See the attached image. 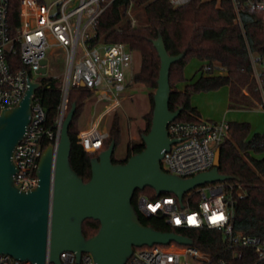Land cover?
Returning a JSON list of instances; mask_svg holds the SVG:
<instances>
[{
    "label": "trees",
    "instance_id": "16d2710c",
    "mask_svg": "<svg viewBox=\"0 0 264 264\" xmlns=\"http://www.w3.org/2000/svg\"><path fill=\"white\" fill-rule=\"evenodd\" d=\"M42 1V0H38ZM237 9L232 0H191L181 7H174L170 0H104L103 11L96 21V37L89 41L91 46L99 43L113 44L124 41L139 54V75L149 91L151 112L144 116L147 134L152 126L154 94L158 88L161 60L153 42L160 36L169 55L186 53L185 57L172 65L170 70L171 96L169 108L172 112L182 109L177 122L199 123L204 121L198 108L193 106V96L201 93L229 89V110H255L262 108L264 94V8L253 9L248 0H237ZM21 0H9L8 18L12 31L20 24ZM137 9L143 10L141 17L130 15ZM144 16V17H143ZM143 17V18H142ZM135 22V23H134ZM201 67L197 79L189 81L185 71L192 61ZM12 61L20 67L19 57ZM259 71V80L255 77ZM41 87L35 98L46 111V125L54 130L63 97V80L48 77L40 81ZM93 93L86 87L73 89L68 98L67 112L73 105L76 113L69 127L72 142L70 163L73 170L89 182L92 176L91 161L99 153L86 152L79 144L77 121ZM229 132L220 145L219 172L232 177L224 183L226 200L230 209V224L234 231L249 236L264 238V134L252 133L248 122H228ZM123 131L118 114L114 115L109 129V139L103 150L112 142L115 151L122 142ZM52 142L42 143L44 151ZM145 143L127 144V156L115 164L126 163L133 155L141 153ZM115 154V152H114ZM150 200L159 197L147 188L136 191L132 205L145 227L158 232L176 233L194 241L193 246L212 260H227L230 264H264L258 262L250 249H240V259L233 260L227 250L224 235L209 229H177L159 216H145L138 210V199ZM174 196L163 193L160 197ZM202 196L194 190L185 196L184 206L197 209ZM100 229L98 221L89 219L83 223V235L90 239Z\"/></svg>",
    "mask_w": 264,
    "mask_h": 264
},
{
    "label": "built area",
    "instance_id": "2783aa9c",
    "mask_svg": "<svg viewBox=\"0 0 264 264\" xmlns=\"http://www.w3.org/2000/svg\"><path fill=\"white\" fill-rule=\"evenodd\" d=\"M104 0H21L20 24L12 31L8 18L9 0H0V116L3 110L16 107L29 88V80L40 74L42 61L53 47L65 53L67 73L63 81V97L54 130L46 125V111L34 97L32 119L27 133L17 146L13 161L17 168L15 186L30 191L39 185L38 167L43 153L42 143L48 139L57 147L63 121L67 114L69 94L73 89L86 87L93 93L90 126L79 135V144L92 154L100 153L109 139L106 119L112 117L131 89L134 73V53L124 42L99 43L91 46L96 37V21L103 11ZM237 9V0H232ZM191 0H170L181 7ZM253 9L264 8V0H248ZM17 55V68L13 56ZM259 80V71L255 68ZM264 109V94L262 95ZM169 136L176 140L164 154L163 169L181 178H191L213 169L216 152L225 141L229 125L226 121L199 123L173 122L168 126ZM202 196L197 209H182L175 196L150 200L138 199V210L145 216H159L177 229H209L224 235L227 250L233 260L240 259V249H250L258 262L264 260V238L234 231L230 224L229 203L224 183L208 184L196 189ZM185 200V197H184ZM183 200V205H184ZM61 264H95L89 253L80 259L76 252L60 255ZM0 264H37L0 256ZM44 264H54L48 251ZM127 264H230L225 259L212 260L194 246L154 245L135 248Z\"/></svg>",
    "mask_w": 264,
    "mask_h": 264
},
{
    "label": "water",
    "instance_id": "95a60500",
    "mask_svg": "<svg viewBox=\"0 0 264 264\" xmlns=\"http://www.w3.org/2000/svg\"><path fill=\"white\" fill-rule=\"evenodd\" d=\"M161 60L158 88L154 94L152 126L142 135L145 149L115 164L116 143L101 151L91 161L89 182L73 170L70 163L72 142L69 127L76 106L66 114L60 142L49 145L42 153L39 167V185L30 191L15 186L17 168L13 157L24 139L32 119V104L41 83L29 80V88L22 101L14 108L5 109L0 116V256L44 264L49 251L51 261L60 263L64 252H76L80 259L89 253L95 264H127L135 248L154 245L193 246L194 241L176 233L158 232L145 227L133 205L136 191L153 189L157 196L174 195L184 208V197L199 187L225 183L232 177L219 172L221 150L216 152L212 170L191 178H181L163 169L164 154L176 143L169 136L168 126L175 122L182 109L169 108L172 65L186 53L172 56L160 36L153 42ZM47 60L42 61L40 74L47 75ZM100 223L97 235L86 239L83 223Z\"/></svg>",
    "mask_w": 264,
    "mask_h": 264
},
{
    "label": "rangeland",
    "instance_id": "374dc122",
    "mask_svg": "<svg viewBox=\"0 0 264 264\" xmlns=\"http://www.w3.org/2000/svg\"><path fill=\"white\" fill-rule=\"evenodd\" d=\"M48 5L52 4L55 0H45ZM209 1V0H205ZM134 20L143 15L142 9H137L135 12L130 14ZM144 17V16H143ZM142 17V18H143ZM135 23V22H134ZM47 60V75L44 77L35 78L37 81H41L44 78L54 77L60 78L64 81L67 73L65 53L62 49L58 47H53L51 51L46 54ZM139 65L140 58L139 54L135 51L134 53V81L131 84V89L127 94L126 100L122 106L114 112L112 117L106 119V129H110L111 124L114 120V115L118 114L121 120V126L123 131V139L117 150L115 151L114 157L117 160L125 159L127 156V144L129 142H139L141 141L142 135H144V130L146 128V121L144 116L148 115L152 110V105L150 102L149 91L144 84V77L139 75ZM199 62L192 61L186 71V77L191 81L194 74L197 71ZM216 94L217 102L213 104L212 95L217 92L201 93L193 96L192 102L194 104H200L206 108L214 109V111L219 112L218 114L223 116L226 109L225 99L223 97L224 88L219 90ZM210 95V96H209ZM93 99L87 101L86 106L78 118L77 127L79 135L82 131L87 130L90 126V117L92 113ZM213 106V108H212ZM228 107V106H227ZM68 113V112H67ZM217 114V115H218ZM227 122H248L251 124L252 133L264 134V109L259 108L255 110H236L231 111L227 117Z\"/></svg>",
    "mask_w": 264,
    "mask_h": 264
},
{
    "label": "crops",
    "instance_id": "0c3cea01",
    "mask_svg": "<svg viewBox=\"0 0 264 264\" xmlns=\"http://www.w3.org/2000/svg\"><path fill=\"white\" fill-rule=\"evenodd\" d=\"M201 67V64L199 63V66H198V68H197V71L199 70V68ZM197 71H196V73L194 74V77H193V79L195 80V79H197L198 78V74H197ZM226 91L224 92V94H223V97H224V101H225V105H226V109H225V111H224V113H223V116L221 115H219L218 113L219 112H216V111H214V109H211V108H206V107H204V106H202V105H198V104H194L193 102H192V104H193V106H195V107H197L198 108V110H199V112L201 113V116H202V119L203 120H205V121H226L227 122V117L229 116V113L231 112V111H236V110H229L228 109V102H229V89L228 88H224ZM218 92H220V91H217V92H215V93H213V95H212V101H213V104L214 103H216L217 102V100H216V98H217V96H216V94H218ZM210 96V95H209ZM212 108H213V106H212ZM218 114V115H217Z\"/></svg>",
    "mask_w": 264,
    "mask_h": 264
}]
</instances>
